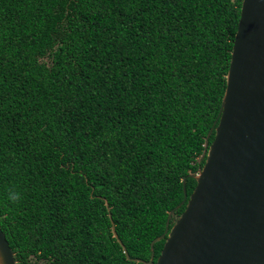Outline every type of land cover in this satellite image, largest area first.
Segmentation results:
<instances>
[{
    "label": "trees",
    "instance_id": "obj_1",
    "mask_svg": "<svg viewBox=\"0 0 264 264\" xmlns=\"http://www.w3.org/2000/svg\"><path fill=\"white\" fill-rule=\"evenodd\" d=\"M241 2L0 0V226L17 264L151 257L214 138Z\"/></svg>",
    "mask_w": 264,
    "mask_h": 264
},
{
    "label": "water",
    "instance_id": "obj_2",
    "mask_svg": "<svg viewBox=\"0 0 264 264\" xmlns=\"http://www.w3.org/2000/svg\"><path fill=\"white\" fill-rule=\"evenodd\" d=\"M201 158L202 166L189 173L196 184L188 197L184 188V210L172 225L183 202L169 211L164 233L154 240L165 237L157 259L152 241L151 257L133 260L264 264V0L241 2L219 119ZM111 229L117 237L113 221ZM0 264H17L1 226Z\"/></svg>",
    "mask_w": 264,
    "mask_h": 264
}]
</instances>
